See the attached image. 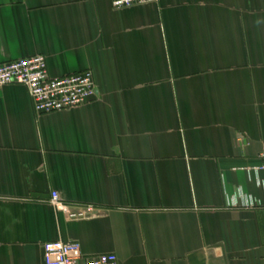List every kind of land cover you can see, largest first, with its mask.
Instances as JSON below:
<instances>
[{
    "label": "crops",
    "instance_id": "0c3cea01",
    "mask_svg": "<svg viewBox=\"0 0 264 264\" xmlns=\"http://www.w3.org/2000/svg\"><path fill=\"white\" fill-rule=\"evenodd\" d=\"M91 71L96 96L36 113L0 88V264L48 241L120 264H264V0H0V62ZM70 210L96 211L70 220Z\"/></svg>",
    "mask_w": 264,
    "mask_h": 264
},
{
    "label": "built area",
    "instance_id": "2783aa9c",
    "mask_svg": "<svg viewBox=\"0 0 264 264\" xmlns=\"http://www.w3.org/2000/svg\"><path fill=\"white\" fill-rule=\"evenodd\" d=\"M157 0H112L115 9L133 5L156 2ZM6 85H22L27 88L36 113L49 114L72 110L88 104L96 96L91 71L52 77L49 73L47 58L34 55L21 59L0 62V88ZM262 163L251 170L264 171V149L260 153ZM51 203L55 210L64 212L68 219H83L93 214L92 205L73 211L62 202L59 193H52ZM45 264H120L115 253L94 256L83 254L82 245L77 241H48L44 244Z\"/></svg>",
    "mask_w": 264,
    "mask_h": 264
}]
</instances>
